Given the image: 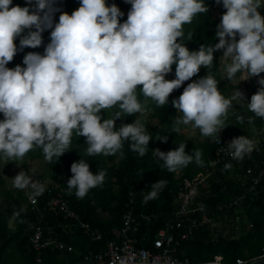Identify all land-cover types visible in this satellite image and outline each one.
Returning a JSON list of instances; mask_svg holds the SVG:
<instances>
[{"label": "clouds", "instance_id": "clouds-1", "mask_svg": "<svg viewBox=\"0 0 264 264\" xmlns=\"http://www.w3.org/2000/svg\"><path fill=\"white\" fill-rule=\"evenodd\" d=\"M131 4L127 20L124 13L107 0H80V7L71 14L62 12L54 23L56 0H28V6L12 7L13 0H0V156L23 158L34 147L42 149L46 161L64 155L73 132L86 137L88 156L114 155L128 142L132 151L143 157L152 141L139 117L131 124L116 127L123 116L144 115V105L136 89L157 106L169 103V96L186 81L196 76L201 67L209 68L214 53L223 50L230 57L225 65L226 78L232 81L238 72L248 77L264 73V7L261 0H216L226 12L217 26L218 43L198 51H190L183 43L185 24L198 13L208 12L204 0H126ZM51 30L50 42L44 53L29 52L23 65L14 69L7 65L24 48H38L43 33ZM239 37V39H237ZM19 38V47L16 40ZM176 65L175 79L165 77ZM248 80V79H247ZM245 81V80H242ZM261 87L247 103L255 117L264 118V77ZM234 100H246L239 88L226 98L218 90L217 80L207 73L184 88L178 99L172 100L180 125L192 124L205 137L215 136L227 126L225 120ZM120 111L113 119H104L102 111L114 106ZM238 120L243 122V117ZM253 118L249 117V123ZM167 143L168 136L158 138ZM186 143L178 149L152 155L163 162L169 172L186 167L193 161L203 166L202 151H186ZM256 145L246 136L233 138L226 149L236 160L250 156ZM123 155V153H121ZM225 170L232 168L225 164ZM69 194L75 189L77 198L103 185L106 171L93 174L89 162L82 158L71 165ZM166 185L157 180L144 202L155 199ZM17 189L31 188L36 195L44 185L21 171L13 178Z\"/></svg>", "mask_w": 264, "mask_h": 264}, {"label": "trees", "instance_id": "trees-1", "mask_svg": "<svg viewBox=\"0 0 264 264\" xmlns=\"http://www.w3.org/2000/svg\"><path fill=\"white\" fill-rule=\"evenodd\" d=\"M208 7V12L198 13L194 16L190 24L183 26V43L190 51H198L203 45L205 49L214 43L216 31L219 23L218 18L212 16V10L216 7V0H204ZM34 3V0H33ZM107 4L117 5L124 15L120 18L123 23L127 20V14L131 9V4L126 0H107ZM222 4V3H221ZM28 6V0H13L14 6ZM56 7L60 11L55 13L54 23H58L62 12L71 14L80 7V0H56ZM51 30L43 33V44L38 48H24L16 54L13 61L7 67L15 68L23 65L24 56L29 52L43 54L45 47L50 42ZM19 47V38L16 40ZM223 50L214 53L215 60L207 69L201 67L200 72L191 80L186 81L183 86L173 91L169 96V103L157 106L156 102L150 98H145L140 93V88L136 89L138 99L144 105V115L123 116L116 120V127L124 124H131L139 117L145 124L152 141L149 142V150L143 156L130 149L128 142H123V146L114 155L104 156L103 154L88 156L86 149V137H79L75 132L72 134L71 143L67 152L59 158H53L52 162L46 161L42 149L34 147L23 158L44 160V170L39 175V183L44 185L45 191L36 195L34 190L30 194L36 197V209H32L28 204V194L21 189H17L15 195L5 191V194L13 202V208L0 205V263L1 264H35V251L29 243L28 222L32 221L40 225L43 234L47 230H53L58 239L70 245L72 251H61L51 246L41 250L42 264H72L82 259L83 255L89 251L103 249L108 239L111 237V229L121 225V215L129 205L134 209L145 211L151 215L150 222L143 223V231H148L149 235L155 233L171 216L175 204V195L179 188V182L183 177L191 178L195 174L202 172L209 161L215 159V146L210 142L209 137L201 134L200 129L195 128L194 135H187L183 129L190 128L189 125H180V132L175 133L177 127L174 120L177 111L172 106V100L178 99L183 93L184 88L194 80L207 75L213 76L218 82V90L226 98L233 94L232 85L224 74L225 65L220 66L219 58ZM26 67V66H25ZM176 65L172 66L175 73ZM240 74L238 72L236 77ZM170 80L174 77H169ZM241 91H249V101L234 100L233 106L228 110L225 120V129L235 133H246L260 130L264 127V118L255 117V114L248 110L247 103L251 96L257 92L256 85H236ZM120 111L119 106H114L102 111L104 119H113L115 114ZM243 117V122L238 120ZM249 117L253 122L249 123ZM4 116L0 113V120ZM168 136L167 143L158 141V138ZM180 143H186V151L191 154L193 150L202 151L203 166H198L195 161L186 167H180L175 172H169L163 166V162L152 155V150L159 148L163 152L176 150ZM123 153V155H121ZM2 156H0L1 160ZM89 162L90 171L93 174L99 170L106 171V178L101 186H97L88 191L84 198H77L75 189L69 194L68 180L72 177L71 165L81 159ZM260 158V156H256ZM15 159V158H14ZM23 166L25 162L21 163ZM249 162L245 163V166ZM157 180L166 181V185L158 193L157 198L144 202V197L151 191V185ZM209 184L210 195L205 197L204 202L210 208V215L215 220L223 217L224 210H217L216 205L228 202L238 195L243 194V188L236 177H231L228 173L220 171L217 164L212 174L206 181ZM3 181L0 178V187ZM61 193L68 201L69 207L74 210L81 220L88 222L92 227L99 229L102 233L101 240H90L82 230L69 228V220L61 214H53L43 211V205L50 197ZM233 206L228 214V219L222 220V231H219L217 242L208 239L211 233L210 228H201L193 237L191 242L183 243L182 248L191 263H203L210 261L217 254H221L226 264H233L237 258L249 259L263 253L264 247V184L258 188L257 196L246 194L242 199V211L246 218L245 226L240 224L238 235L235 232L232 220L240 213V208ZM229 220V221H228ZM251 223V226L248 224ZM65 226V229L63 227Z\"/></svg>", "mask_w": 264, "mask_h": 264}, {"label": "built area", "instance_id": "built-area-1", "mask_svg": "<svg viewBox=\"0 0 264 264\" xmlns=\"http://www.w3.org/2000/svg\"><path fill=\"white\" fill-rule=\"evenodd\" d=\"M246 136L253 140L256 145L250 156L243 160L233 159L226 149L228 143L236 137ZM214 144L215 159L209 161V165L193 177H183L179 182V188L175 195V204L170 218L152 235L143 231V223L151 220V215L142 210L134 209L129 205L121 215V225L111 229L112 234L107 240L105 247L97 251H89L82 259L72 264H195L191 263L182 248L183 243L191 242L194 234L201 228H210L208 239L217 242L219 230L214 227L215 223L221 224L222 220L228 219V214L233 206L240 208V213L232 220L235 231H239L241 219L246 216L242 211V199L246 194L257 196L258 188L264 184V127L260 130L246 133H235L223 129L220 133V141L215 136L209 137ZM260 158H256V156ZM249 162L245 166V163ZM230 163L232 168L225 170V164ZM220 165V171L236 177L243 188V194L236 196L228 202L215 206L217 210H224L223 217L213 219L210 208L205 204V197L210 195L207 178L212 174L216 165ZM36 197L28 194V204L36 209ZM235 207V208H236ZM53 214H61L69 220V228H77L83 231L90 240H101L102 233L99 229L92 227L88 222L80 219L78 214L69 207L67 199L61 194L50 197L42 208ZM232 213V212H231ZM229 221V220H228ZM251 226V223L248 224ZM65 229V226L63 227ZM29 243L35 253V264H42L41 250L45 247L61 251H72L73 248L58 239L53 230H47L46 235L40 225L28 222ZM259 256L243 259L237 258L233 264H245ZM204 263V262H203ZM205 263L226 264L223 256L217 254ZM1 264V263H0Z\"/></svg>", "mask_w": 264, "mask_h": 264}, {"label": "rangeland", "instance_id": "rangeland-1", "mask_svg": "<svg viewBox=\"0 0 264 264\" xmlns=\"http://www.w3.org/2000/svg\"><path fill=\"white\" fill-rule=\"evenodd\" d=\"M261 4L264 5V0H261ZM259 11L261 15H264V7L259 9ZM225 12L226 9H224L223 5L220 4L213 8L212 16L214 18H218L220 23L222 15ZM237 39H239V37H237ZM222 56H223V51L219 58L220 66L231 63L230 57H222ZM224 74H226L225 69H224ZM169 77H174V79L176 78L174 71L169 73L165 78L170 80ZM261 77H264V73H262L260 77H254L249 79L247 72H243V73L240 72V74L230 82L232 85H235L234 88L231 90L232 94L234 95L235 91L238 89V87L236 86L237 84L246 85V84L254 83L258 91V89L261 87V85L258 83ZM244 93H245L246 101H249V97H248L249 91H244ZM189 126L190 128L189 127L184 128L183 131L187 135H194L196 129L193 127L192 124H189ZM22 162H25L24 166L21 164ZM43 170H44V160L42 159L22 160V158L5 159L2 157L0 160V178L3 181V186L0 187V205L2 209H4L5 207L13 208V202L10 198L7 197L5 191H8L10 194L15 195L17 188L13 186V178H15L16 175H18L21 171H24L26 174L32 176L34 182L36 181L39 183L38 178L39 175L43 172ZM31 190H32L31 188H27V189H23L22 191L26 194H30ZM245 223L246 221L243 222L242 225L245 226ZM214 227H216L219 231H222L223 228L222 225L218 222L215 223ZM239 231H235L237 235Z\"/></svg>", "mask_w": 264, "mask_h": 264}, {"label": "water", "instance_id": "water-1", "mask_svg": "<svg viewBox=\"0 0 264 264\" xmlns=\"http://www.w3.org/2000/svg\"><path fill=\"white\" fill-rule=\"evenodd\" d=\"M195 264H215V263H195ZM245 264H264V256L253 259Z\"/></svg>", "mask_w": 264, "mask_h": 264}]
</instances>
